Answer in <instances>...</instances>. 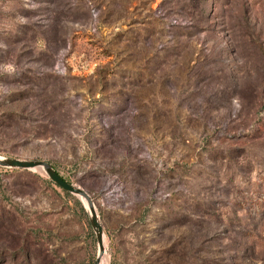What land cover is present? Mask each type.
I'll return each instance as SVG.
<instances>
[{
    "label": "rangeland",
    "instance_id": "obj_1",
    "mask_svg": "<svg viewBox=\"0 0 264 264\" xmlns=\"http://www.w3.org/2000/svg\"><path fill=\"white\" fill-rule=\"evenodd\" d=\"M0 158L101 264H264V0H0ZM87 210L0 166V264H94Z\"/></svg>",
    "mask_w": 264,
    "mask_h": 264
},
{
    "label": "water",
    "instance_id": "obj_2",
    "mask_svg": "<svg viewBox=\"0 0 264 264\" xmlns=\"http://www.w3.org/2000/svg\"><path fill=\"white\" fill-rule=\"evenodd\" d=\"M0 166L20 169H41L57 186L69 193L75 194L80 198L84 199L87 203L89 223L95 233L98 245V253L94 264H98L100 262V256L105 252L103 228L99 221L92 199L85 190H83L79 186H76L64 180L52 168L49 163L42 160H20L15 158H0Z\"/></svg>",
    "mask_w": 264,
    "mask_h": 264
},
{
    "label": "bare ground",
    "instance_id": "obj_3",
    "mask_svg": "<svg viewBox=\"0 0 264 264\" xmlns=\"http://www.w3.org/2000/svg\"><path fill=\"white\" fill-rule=\"evenodd\" d=\"M84 200V199H83ZM84 202L86 203V201L84 200ZM86 206H87V203H86ZM106 252V251H105ZM105 252H104V254H102L101 256H100V262L98 263V264H101V262L103 261V259H104V257H105Z\"/></svg>",
    "mask_w": 264,
    "mask_h": 264
}]
</instances>
